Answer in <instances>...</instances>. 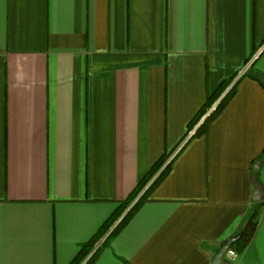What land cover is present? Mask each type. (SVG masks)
I'll return each instance as SVG.
<instances>
[{
  "label": "crops",
  "instance_id": "crops-1",
  "mask_svg": "<svg viewBox=\"0 0 264 264\" xmlns=\"http://www.w3.org/2000/svg\"><path fill=\"white\" fill-rule=\"evenodd\" d=\"M171 151L92 264H210L253 207L219 264H264V0H0V264H68Z\"/></svg>",
  "mask_w": 264,
  "mask_h": 264
},
{
  "label": "trees",
  "instance_id": "trees-1",
  "mask_svg": "<svg viewBox=\"0 0 264 264\" xmlns=\"http://www.w3.org/2000/svg\"><path fill=\"white\" fill-rule=\"evenodd\" d=\"M253 54L254 52L249 54L246 59L247 62L251 59ZM236 75L237 73L230 78L223 80L214 91L207 94L205 102L187 125L188 130H190L200 121L194 135L204 133L207 129L208 123L220 112L232 97L240 78L234 80ZM171 153L172 151L163 153L156 160L149 169L147 175L136 184L124 200L118 203L116 208L100 225L93 236L80 245L76 256L68 264H81L83 261V264H92L95 261L101 248L108 244L110 240L120 232L143 202L147 200L152 189L167 175L172 163V158L169 159ZM257 222L258 210L257 207H253L243 223L241 237L232 243L230 249L235 253L242 252L246 247L247 242L252 237ZM101 239L102 241L97 245Z\"/></svg>",
  "mask_w": 264,
  "mask_h": 264
},
{
  "label": "water",
  "instance_id": "water-1",
  "mask_svg": "<svg viewBox=\"0 0 264 264\" xmlns=\"http://www.w3.org/2000/svg\"><path fill=\"white\" fill-rule=\"evenodd\" d=\"M255 191L252 194V199L254 201H258L260 199V190H261V186L258 183H255ZM242 235V231H239L238 233L231 235L227 238H225L220 246L215 249L214 254L211 258V262L210 264H219L220 260L223 258V256L225 255L226 251L230 248V246L232 245V243L234 241H236L237 239H239Z\"/></svg>",
  "mask_w": 264,
  "mask_h": 264
},
{
  "label": "built area",
  "instance_id": "built-area-1",
  "mask_svg": "<svg viewBox=\"0 0 264 264\" xmlns=\"http://www.w3.org/2000/svg\"><path fill=\"white\" fill-rule=\"evenodd\" d=\"M225 254H228L229 256L233 257V256H235L236 253H235L232 249L229 248V249L226 251Z\"/></svg>",
  "mask_w": 264,
  "mask_h": 264
},
{
  "label": "rangeland",
  "instance_id": "rangeland-1",
  "mask_svg": "<svg viewBox=\"0 0 264 264\" xmlns=\"http://www.w3.org/2000/svg\"><path fill=\"white\" fill-rule=\"evenodd\" d=\"M257 63H258V62H257ZM199 123H200V121H199ZM199 123H197L196 125H198ZM196 125H195V126H196ZM192 129H193V128H192ZM189 131H190V130H189ZM169 159H170V158H169ZM169 159H168V160H169Z\"/></svg>",
  "mask_w": 264,
  "mask_h": 264
}]
</instances>
